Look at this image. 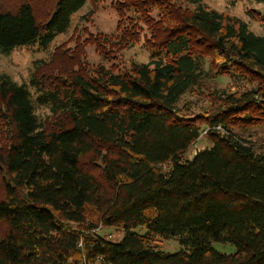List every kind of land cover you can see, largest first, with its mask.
Returning a JSON list of instances; mask_svg holds the SVG:
<instances>
[{"label": "trees", "instance_id": "16d2710c", "mask_svg": "<svg viewBox=\"0 0 264 264\" xmlns=\"http://www.w3.org/2000/svg\"><path fill=\"white\" fill-rule=\"evenodd\" d=\"M88 1L52 0L40 17L34 0L0 4V53L48 49ZM117 1L102 45L132 47L144 23L149 61L90 69L76 50L61 66L56 50L27 82L0 73V264H264V16L256 33L201 0ZM223 76L230 88L211 84ZM195 93L209 102L198 113L183 102ZM203 130L209 144L186 158Z\"/></svg>", "mask_w": 264, "mask_h": 264}, {"label": "rangeland", "instance_id": "374dc122", "mask_svg": "<svg viewBox=\"0 0 264 264\" xmlns=\"http://www.w3.org/2000/svg\"><path fill=\"white\" fill-rule=\"evenodd\" d=\"M180 3V0H173ZM206 5L214 8L225 15L231 17H239L249 23V26L256 33H263V25L261 18L264 16V2L257 0H201ZM35 12L38 17L42 13L43 8L48 10V6L52 0H34ZM117 0H89L82 9L77 11L72 16V22L69 29L59 34L51 43L48 49H41L38 45L24 46L15 49L11 54L0 53V73L9 75L13 80L22 83L29 81L31 75L35 71L37 60H49L51 55L57 50L60 56H56L58 63L62 66L66 60L63 58L66 51L73 53L76 50L82 51L83 60L89 65L90 69L99 64H105L107 67H113L114 70H124L129 67L132 62H147L150 60V50L148 49L145 39L150 35V30L147 25L141 23L142 29L140 39L132 47L122 48L111 53L107 46L102 45V41L115 42L118 36L117 24L120 15L116 12ZM0 4L5 8V5L13 4L10 0H0ZM2 8V9H4ZM159 10L154 9L151 16L158 19ZM126 16H136L133 11H126ZM105 36V37H102ZM100 43V49L96 43ZM102 51V53H101ZM108 56V57H106ZM52 59V58H51ZM67 65V62L66 64ZM73 65H68L71 67ZM230 79L228 76H223L218 79V82H211L217 87L230 88ZM238 86L241 89L250 86L246 80L239 81ZM194 101L192 110L198 113L201 108L209 106L208 97L206 94L187 95L183 102ZM37 113L44 120H52V114L47 107H38ZM202 131L200 140H198L185 155L186 158H191L196 151L206 147L209 143L205 134ZM264 138V128L255 136L257 145ZM0 182V198L3 197V188ZM102 235L112 234V239L118 240L123 236L121 228H105L103 227ZM158 246L168 251H176L179 249V243L175 239H158ZM214 247L226 253L236 251V246L230 242H213Z\"/></svg>", "mask_w": 264, "mask_h": 264}, {"label": "built area", "instance_id": "2783aa9c", "mask_svg": "<svg viewBox=\"0 0 264 264\" xmlns=\"http://www.w3.org/2000/svg\"><path fill=\"white\" fill-rule=\"evenodd\" d=\"M206 133H207V130L203 132V134H206ZM102 229H103V226L100 224L97 228H94L91 231L96 232V233H101ZM107 237L109 239H112V234H108ZM82 246H83V240L81 238L78 242V247L81 248ZM85 264H111V263L107 260L105 256L100 254V255H96L91 261H88V262L86 261Z\"/></svg>", "mask_w": 264, "mask_h": 264}]
</instances>
